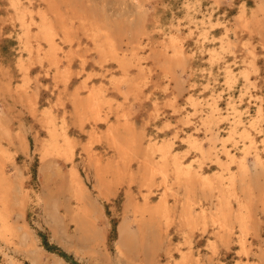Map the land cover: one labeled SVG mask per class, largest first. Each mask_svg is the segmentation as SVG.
<instances>
[{
	"label": "rangeland",
	"instance_id": "rangeland-1",
	"mask_svg": "<svg viewBox=\"0 0 264 264\" xmlns=\"http://www.w3.org/2000/svg\"><path fill=\"white\" fill-rule=\"evenodd\" d=\"M19 1L20 3L23 2L22 4H24L25 6L24 8L23 5L20 4L22 6H20L19 9L20 13L19 10L16 11L14 6L11 4V0H0V123L3 124H0V163L4 162L3 165L2 163L0 164V169L3 168V173L6 171L4 174L8 177L11 176L10 179L13 180L14 193L12 191V198L10 195L9 201V219L11 223L15 227L19 228L20 232L22 233H27V231H30L29 227H31L32 232H28L29 234L31 233V237L29 236L26 242L23 243L24 245L20 244V246L19 243L6 244L0 237V264H168L170 261H175L176 257L180 255V251L177 247H187L186 244L182 243L183 233L180 227L177 225V219H175L176 221H173L169 225L165 224V222L163 221H161L160 225L158 226L151 224L146 225L145 232H143L141 235H138L137 238H135L125 248H123L124 253H120L118 251L117 246L119 240V228L126 218L132 220V212L130 210L131 208L127 204L130 195L135 197L137 200H143L142 193L149 191L144 186H142L141 182L139 181V163L137 159H133L128 164V171L130 170L129 172H132V174L133 172L134 174L136 173L135 175L133 174L134 180H129L127 178L124 180L127 184L124 181L122 183H118V185L116 184L113 187L112 191H110L111 193H109L108 197L104 196L100 192L94 170L89 165V163L87 164L86 162L87 155L83 147L88 141L89 132L93 128V125L95 124L99 127H103V125L101 123H94L92 119H86L83 123H81L78 118L75 119V115L73 113L74 111H72L74 110L72 95L75 93L78 87V91L80 94L79 96L81 98H86L88 95L87 93H89L93 86L100 85L103 89L106 88L104 90V93L106 99L111 100L112 107L115 108L117 104L119 105L124 103L122 108L128 109L129 119L134 120H132L131 122H133L134 128L136 127L135 131L139 130L138 132H141L142 129V131H145V133L149 134L151 138L154 137L153 141L157 140L159 143L167 140L171 141L173 152H176L180 156H183L182 160H186L185 162L191 161L194 166L201 165L205 172L212 173L214 168L216 170L221 168L217 160V153L220 154H218V156L223 159L222 161H228L227 158L224 157V151L226 149L234 152L237 155V159L241 158L242 154L245 153L246 144L249 143V140L242 134V129L245 127H247L249 131L251 130L250 132L252 133L251 135H253V139L256 140L257 138V145H259L261 149L264 148V146L262 145V143H264L262 140L264 139V114H262L264 113V48L261 47V44L258 42L257 37L251 38L244 31L239 30L238 36H234L232 30L228 35H225L224 33L225 23H232L233 15L237 12L238 6L241 3H246L247 7L251 9L258 0H82L83 3H81L83 5L81 6V0H48V2H46L47 0ZM77 1L79 2V5L77 4ZM84 1L87 4H85ZM52 3H54V8L52 7ZM42 5L51 6L50 8H48L49 6L44 8V6ZM78 6L79 9H77ZM84 6L89 7V11L91 12L92 10V12L90 13L87 10L88 8H84ZM36 9H39L38 12H41L38 13ZM49 9L50 11H48ZM44 11L48 15V19L50 18L53 21L51 22L55 26L56 31H58L55 36V41L57 40L55 42L57 48L55 51L56 55L54 54L55 56L53 57V60L47 55V51H49L48 47L50 46L49 43L47 44L46 39H44V37L39 33L40 25L42 23L41 13ZM97 12H99L100 14ZM93 13L97 14L98 16L100 15L99 17H96L99 19L95 20V15ZM59 14H66L65 16L67 17V22L70 25L71 23H73L71 25L73 27L72 35L74 34L72 36V42L65 40L63 30H61L62 28H60L62 22H60L61 20L58 19ZM83 14L85 15V17L87 16L88 20H95L103 28H110L114 30V32H116L115 34H117V32L120 33L118 35H115V38H119L116 41L120 46V53L123 54L126 52L125 54H128L130 57L131 66H128V69L126 71L127 73L124 72L123 69L117 64V62L109 55L105 56L101 54V58L100 52L96 47V41L89 33V31L83 30L82 25L80 24ZM52 15H55V17ZM260 16L262 17L263 14H260ZM14 17L17 20H14ZM54 18L57 19L54 20ZM70 18L73 19V21ZM69 19L71 21H69ZM35 21H37L38 23ZM23 24L26 26V28ZM57 24L59 25L57 26ZM129 24L131 25V27ZM157 25L160 26L157 27ZM119 26L121 29L119 28ZM128 28L129 30H127ZM26 30H28V32ZM29 30L32 31L30 32ZM27 34L30 36L27 37ZM173 35L178 36V38L180 39L179 43L183 45L182 48L183 50H185L184 52L189 60H187V63H189L184 72H181V68L175 67L174 71L177 73L176 75L178 76V79L177 77H171L172 75L169 76L168 74H165V72L157 64H155L150 58L146 59L147 56H145L149 54L150 51L148 49H150V46L152 44H155V46H157L159 49L165 48L167 53L171 54L173 50L170 47L168 48V42L170 40V37ZM25 36L27 37V39ZM124 37L127 38L125 39ZM135 39H140L141 42L139 40L136 41ZM224 41L230 44V49L228 47H224ZM243 42L246 44L249 42L250 43L248 45L245 44V46ZM38 43L41 44V47ZM26 44L28 47L26 46ZM129 45H132L133 47ZM135 45L138 47H136L138 50L134 48ZM35 46H38L40 48ZM61 47L62 49H60ZM41 50L43 51V53ZM77 50L78 52H76ZM64 51H66L67 54ZM34 52L37 58L34 55ZM28 53L30 54L29 56H27ZM45 54L47 57H43ZM69 55H72V57H70ZM56 57L59 58L58 62L56 60ZM252 57L256 63V69L255 71H250L251 75L249 74L250 78L247 80L245 79L242 70L245 66H247V61L249 60V58ZM109 58L112 60H110ZM139 58L144 63L143 65L146 66L139 65ZM49 59H51L52 61L50 62ZM37 60H39L40 62H37ZM32 61L34 64L32 63ZM53 61L54 63H52ZM50 63H52V65ZM97 63H99V65ZM67 66L68 69H66ZM139 66L140 68H145L146 72L149 71V66H151L153 69L151 74L152 80L148 83L149 85L146 86L141 93L137 90L138 88L136 85H131V83H129V86V84H127L126 81L122 78L123 73H126L129 76L135 75L137 73V70L140 69ZM227 66H230L231 70H233L234 73V81H230V84L228 83L226 72ZM25 67L26 69L23 70ZM79 67L81 70L79 69ZM60 68L65 70V75L62 73L63 70H60ZM155 68L156 71H154ZM77 69H79L80 71ZM59 70L62 73L60 75V72H57ZM85 70H87V72ZM67 71L71 72L72 74H70V77L68 76L70 79L67 77V75L69 74V72L67 73ZM22 72L24 74H22ZM89 72L93 74L91 75ZM189 73H191V75ZM25 74L27 76L30 75V78H27ZM54 74L57 77L53 78V76H55ZM82 75L84 76L82 77ZM59 77L61 78V80L59 79ZM86 77L88 79H86ZM117 77H119L118 80ZM180 79L185 80L184 90L180 93L177 92V94H179L177 102L178 104L176 103L175 105L178 106L174 108L168 104V97L175 90L174 86H176L181 81ZM96 82L99 85H97ZM120 83H122V85ZM192 83H194L195 85L191 86ZM90 84L92 85L91 88ZM6 85L7 87H5ZM17 85H25L29 89L25 86H23L21 89L18 86V89L16 87ZM103 85L105 86L103 87ZM118 86L119 88H121L120 90L119 88H117ZM74 87H77L76 90L74 89ZM14 88L17 90H14ZM88 88H90V90ZM132 88L134 89L132 90ZM33 90L34 92H36L34 93ZM124 91H127V94ZM133 91L135 92L133 93ZM85 93L87 94L86 97ZM190 93H193L192 95H194L197 103H194L193 101L187 99V95ZM213 93L215 98L211 96V94ZM134 94H136L137 97ZM65 97L67 100L65 99ZM62 100L64 101L62 103L63 105L61 104ZM129 100L131 101L129 102ZM230 100L233 101L234 105L238 107L237 109L242 110H239L241 111L240 119L242 121L240 124L242 125L237 124L235 128L237 131L234 130V132L231 131L233 128L232 126H234L232 125L233 120L239 116L236 117L235 113L232 111V108L228 103ZM27 102H30L31 104ZM156 102L158 104V110L155 109ZM212 102H216V105L218 107L216 115L213 117L210 116V108ZM258 104H261V106L263 107L262 113L259 116L256 113ZM34 105L37 106L32 107ZM107 105L108 104H105V110L108 108ZM41 107L43 108L40 109ZM46 108H50L53 111V115H55L56 113L54 117L55 122L58 123V128L61 127L60 124L62 125L63 119L66 117L64 119L65 123L67 124L66 126H68L66 127V132L68 135H71L74 139H76L77 142L75 146V156L73 161L67 160L64 156L61 157L60 154L54 151H52L54 153H45L47 156L42 155L44 154L42 143H44L49 138V133L46 126L44 125V121L42 120L43 109ZM153 110L156 112V114ZM61 114H63L64 116H62ZM115 117V114H111L110 116L111 119H115ZM262 119L263 121H261ZM209 120H211V127H206V121ZM254 120L256 121V127L252 126V122H254ZM74 121L78 124V126ZM217 127L220 129H218ZM59 129L61 130V128ZM208 131L210 134L208 133ZM120 132L123 134L126 133L124 129H121ZM189 133H193L194 135L199 137V139L201 138L200 141L203 146V151L206 152V155L203 156L200 150L198 151V149L191 146L185 139ZM230 133H232L231 136H229ZM18 135L20 136V139ZM224 136H227V138H225ZM22 138H24L25 141L28 140L26 141L27 147L24 146L23 142H21L24 140ZM36 138L38 141H40L38 142ZM60 139L62 140V137H60ZM146 141L147 140L145 139L141 141L143 147L148 143ZM208 143H213L212 147H210ZM92 148L96 150V152L100 153L103 157L106 156L104 158H107V156H113L114 158L118 157L116 150L114 151L113 148L107 146L105 142H101V144L100 142H95L92 144ZM255 151V148H250L249 153L246 154V161L250 167V173H259L257 175L255 185L251 187L248 193L242 189V185L240 182L237 183V189L235 188L237 190L236 198L233 197V199L230 200L232 202L231 206L234 214H232L233 216L231 215V217H233L232 219L234 226L232 231H223L224 239L218 237L215 238L217 231L216 229L218 228L215 227V225L211 224L210 221L206 226V230L203 231L200 228H196L193 233V247H195L193 248V253L194 255L199 256L201 263L203 262L202 264H249L250 261L253 264H264V202H261L263 201L262 196L264 197V173L260 174L264 169V164H261L259 162L256 163V161L254 162ZM208 153L209 156H207ZM262 155L264 156V151L262 152ZM155 156L159 158L158 155ZM249 161L251 162L249 163ZM71 165H75L78 169V172L80 173L87 189V194L85 196V199L87 200L85 201L95 212V227H91L90 231H87L86 229V231L81 230L73 216V209H76L78 205L70 184V177H68ZM230 167L231 169H233V171H236L237 169V165L234 162L230 163ZM19 170L22 174L18 172ZM17 177H19L22 182L18 180ZM155 183L156 187L153 188L154 192L149 193L152 201L157 199L161 192L159 176L155 178ZM199 187V185H196L195 187L196 197H202L203 195ZM19 188L24 189L22 191L28 193V198L23 195L24 193H22ZM260 190H262V192ZM179 191L183 192V189H179ZM212 191L213 192L211 193V196L209 195L204 201L205 207L207 208H212L215 206L216 197L213 195L217 194L218 191L216 189ZM37 192H42L44 194V197H46L44 198V203L41 207L36 200L35 194ZM134 192L136 193L134 194ZM18 196L20 198H18ZM252 197L254 198L252 199ZM258 198L260 200V203L259 201H257ZM46 199H49V201H46ZM172 200L174 201V198L170 197L171 202H173ZM235 200L247 201V204L251 205H247L248 208H245V211H248L251 214V216L249 217V222L251 224L248 222L249 230L245 235V243L249 248V258L247 256L245 257V255L241 251L240 238H242V232L239 228L238 222L234 218L239 210V204H237L238 202H236ZM53 202H56L55 207L57 208V220L52 216V209L54 207L52 206ZM261 203L263 206L261 205ZM206 204H209V206H207ZM17 205L20 207H18ZM11 207H13V209ZM250 208L253 209V212H251ZM132 224L134 228H136V224L133 221ZM210 238L216 240L214 248L210 246ZM169 240L171 241V246L169 248V251L171 250V255L167 253ZM216 244L218 246H216ZM22 246L25 248H22ZM4 251H7L12 258L5 257L4 259ZM259 253L261 256L259 255ZM12 259H14L15 261ZM209 259H211V262L208 261ZM185 264L192 263L188 262Z\"/></svg>",
	"mask_w": 264,
	"mask_h": 264
},
{
	"label": "bare ground",
	"instance_id": "bare-ground-1",
	"mask_svg": "<svg viewBox=\"0 0 264 264\" xmlns=\"http://www.w3.org/2000/svg\"><path fill=\"white\" fill-rule=\"evenodd\" d=\"M10 1V0H9ZM25 1V0H24ZM33 1V0H32ZM46 1V0H45ZM44 1V2H45ZM50 1V0H49ZM66 1V0H65ZM144 1V0H142ZM214 1V0H213ZM222 1V0H219ZM248 1V0H247ZM246 1V2H247ZM48 2V0L46 1ZM53 2V1H52ZM76 2V1H74ZM72 2V3H74ZM78 2V1H77ZM82 2V0L80 1V3ZM23 3V2H22ZM20 3L19 0H11V4L14 6V8L16 9V11H18L20 9V6L23 5V7L25 8L24 4ZM29 3V2H28ZM60 3V2H59ZM64 3V2H63ZM83 3V2H82ZM80 4L83 5V4ZM85 3V1H84ZM143 3V2H142ZM241 3V2H240ZM10 4V5H11ZM21 4V5H20ZM51 4V3H50ZM76 4V3H75ZM79 5V2L77 3ZM87 4V3H85ZM26 5V3H25ZM54 3H52V7H53ZM74 5V4H73ZM143 5V4H141ZM189 5V4H188ZM253 5V4H252ZM41 6V5H40ZM44 6V5H42ZM49 6V5H48ZM47 5L44 6L48 7ZM51 6V5H50ZM50 6L48 8H50ZM87 6V5H85ZM84 8H88L87 10L89 11V7H85ZM89 6V5H88ZM165 6V5H163ZM249 6V5H248ZM22 7V6H21ZM39 7V6H38ZM143 7V6H142ZM141 7V8H142ZM13 8V7H12ZM40 8V7H39ZM43 8V10H44ZM54 8V7H53ZM66 8V7H65ZM91 8V7H90ZM94 8V7H93ZM251 8V7H250ZM32 9V8H31ZM57 9V8H55ZM54 9V10H55ZM79 9V6L78 8ZM24 10V9H23ZM34 10V9H33ZM32 10V11H33ZM37 12L39 9H36ZM84 10V9H83ZM140 10V9H139ZM144 10V9H142ZM50 11V9L48 10ZM53 11V10H52ZM68 11V10H67ZM78 11V10H77ZM41 12V11H39ZM38 12V13H39ZM83 12V11H82ZM90 12V11H89ZM92 12V10H91ZM90 12V13H91ZM146 12V11H145ZM20 13V10H19ZM22 13V12H21ZM57 13V12H56ZM78 13V12H77ZM96 13V12H95ZM99 13V12H97ZM16 14V13H15ZM36 14V13H35ZM94 14V13H93ZM100 14V13H99ZM260 14H263V16L261 17ZM22 15V14H21ZM39 15V14H38ZM66 15V14H65ZM64 14H59L58 19H60L62 22L60 28H62L61 30H63L64 36H65V40L67 41H71L72 40V32H73V27L71 26L73 23H71V25L67 22V17ZM82 15V14H81ZM95 15V20L99 19L96 18L98 15ZM102 15V14H101ZM19 16V15H17ZM55 17V15H52ZM80 16V15H79ZM92 16V15H91ZM90 16V17H91ZM100 16V15H99ZM98 16V17H99ZM41 25H40V30L39 33L40 35H42L44 37V39H46L47 44L49 43V51H47V55L48 57L52 58L56 55L55 51L57 48L56 45V41H55V36L57 34L58 31H56L55 26L53 25V21L50 19H48V15L46 14V12H42L41 13ZM40 17V18H41ZM51 17V16H50ZM22 18V17H21ZM33 18V17H32ZM52 18V17H51ZM102 18V16H101ZM100 18V20H101ZM16 18L14 17V20ZM24 19V18H23ZM27 19V18H26ZM53 19V18H52ZM57 19V18H56ZM54 18V20H56ZM71 19V18H70ZM69 21H73V19H71ZM91 19V18H90ZM17 20V19H16ZM20 20V17H19ZM37 20V19H36ZM39 20V19H38ZM90 21L88 20L87 16L85 17V15L83 14V16L81 17V25L83 30L85 31H89V33L92 35V37L94 38V40L96 41V47L98 49V51L100 52V55H105V56H110L112 59H114L117 64L123 69L124 72L127 71L128 66L130 65V57L128 54H121L120 52V46L118 44V42L115 38V35H118L120 33L117 32V34H115L116 32H114V30L110 29V28H103L98 22L96 21ZM147 20V19H146ZM40 21V20H39ZM52 21V22H51ZM103 21V20H102ZM127 21V19H126ZM125 21V22H126ZM131 21V20H130ZM28 22V21H27ZM37 22V21H35ZM20 23V22H19ZM23 23V22H22ZM38 23V22H37ZM77 23V22H76ZM75 23V24H76ZM120 23V22H119ZM122 23V22H121ZM14 24V23H13ZM35 24V23H33ZM116 24V23H115ZM134 24V23H133ZM24 25V24H23ZM20 25V26H23ZM38 25V24H37ZM59 24H57L58 26ZM112 25V24H111ZM122 25V24H120ZM130 25V24H129ZM19 26V25H18ZM25 26V25H24ZM28 26V24H27ZM160 25H157V27ZM117 27V25H116ZM131 27V25H130ZM133 27V26H132ZM150 27V25H149ZM26 28V26H25ZM24 28V29H25ZM38 28V26H37ZM120 28V26H119ZM126 28V26H125ZM19 29V28H18ZM36 29V27H35ZM81 29V28H80ZM79 29V30H80ZM121 29V28H120ZM136 29V28H135ZM140 29V28H139ZM154 29H158V28H154ZM60 30V29H59ZM129 30V28L127 29ZM132 30V29H131ZM164 30V29H163ZM232 30V32L234 33V36L237 35L238 36V31H244L249 37H257L258 38V42L261 44V47L264 48V0H258L257 3L251 8L249 9L247 7L246 3H241L238 6L237 12L233 15V21L232 23H225L224 25V33L225 35H228L229 32ZM23 31V30H22ZM28 32V30H26ZM30 31V30H29ZM32 31V30H31ZM30 31V32H31ZM37 31V30H35ZM78 31V30H77ZM119 31V30H118ZM133 31V30H132ZM34 32V31H33ZM83 32V31H82ZM124 32V31H123ZM172 32V31H171ZM174 32V31H173ZM38 33V32H36ZM35 33V35H36ZM88 33V32H86ZM125 33V32H124ZM176 33V32H175ZM179 33V32H178ZM32 34V33H31ZM122 34V32H121ZM128 34V33H127ZM130 34V33H129ZM144 34V33H143ZM146 34V33H145ZM154 34V33H153ZM173 34V33H172ZM231 34V33H230ZM28 35V34H27ZM34 35V34H33ZM61 35V34H60ZM167 35V34H166ZM22 36V35H21ZM30 35H28L27 37H29ZM39 36V35H38ZM86 36V35H85ZM90 36V35H89ZM88 36V37H89ZM122 36V35H121ZM130 36V35H129ZM143 36V35H141ZM168 36V35H167ZM240 36V35H239ZM26 37V36H25ZM26 37V39H27ZM34 37V36H33ZM131 37V36H130ZM32 38V37H31ZM60 38V37H59ZM91 38V37H90ZM125 39L127 37H124ZM134 38V37H133ZM137 38V37H136ZM139 38V36H138ZM144 38V37H143ZM160 38V37H159ZM163 38V37H162ZM225 38V37H224ZM25 39V41H26ZM35 39V38H33ZM63 39V38H62ZM75 39V38H74ZM121 39V38H120ZM168 39V38H167ZM238 39V38H237ZM42 40V39H41ZM122 40V39H121ZM132 40V39H131ZM136 40V39H135ZM140 41V39H138ZM136 40V41H138ZM147 40V39H146ZM162 40V39H160ZM179 38L178 36H171L170 40L168 42V48H172V53L168 54L167 51L165 50V48H158L157 46H155V44H152L150 46V49H148L150 52L147 56V58H150L155 64H157L164 72L165 74H168L171 77H174L178 79V76L176 75L177 73L174 71L175 67H179L181 68V72H184L186 70V67L188 66L187 60L188 57L185 54V50H183L182 46L179 43ZM239 40V39H238ZM237 40V41H238ZM24 41V43H25ZM45 41V40H44ZM45 41V42H46ZM79 41V40H78ZM83 41V40H82ZM128 41V40H127ZM182 41V40H181ZM226 41V40H225ZM224 41V47H228L229 49L231 48L230 44L228 42ZM234 41V40H232ZM72 42V41H71ZM120 42V41H119ZM125 42V41H124ZM123 42V43H124ZM129 42V41H128ZM127 42V43H128ZM133 42V41H132ZM135 42V41H134ZM141 42V41H140ZM139 42V43H140ZM144 42V41H143ZM231 42V41H230ZM23 43V44H24ZM43 43V42H42ZM63 43V42H62ZM81 43V42H80ZM90 43V42H89ZM150 43V42H149ZM160 43V42H159ZM250 43V42H249ZM249 43H244L245 45H248ZM22 44V45H23ZM30 44V43H28ZM36 44V43H35ZM40 44V43H38ZM37 44V45H38ZM46 44V43H45ZM77 44V43H76ZM44 45V44H43ZM59 45V44H58ZM88 45V43H87ZM86 45V46H87ZM163 45V44H162ZM245 45V46H246ZM24 46V45H23ZM27 46V44H26ZM31 46V45H30ZM61 46V45H60ZM59 46V47H60ZM78 46V45H77ZM85 46V45H84ZM83 46V47H84ZM131 47H133L132 45H129ZM147 46V44H146ZM166 46V45H165ZM202 46V45H201ZM230 46V47H229ZM243 46V45H242ZM28 47V46H27ZM32 47V46H31ZM38 47V46H35ZM41 47V44H40ZM38 47V48H40ZM66 47V46H65ZM75 47V46H74ZM80 47V46H79ZM130 47V48H131ZM137 46L135 45L134 48H136ZM145 47V46H144ZM143 47V49H144ZM25 48V47H23ZM33 48V47H32ZM31 48V49H32ZM46 48V47H45ZM71 48V47H68ZM92 48V47H91ZM138 48V47H137ZM136 48V50H138ZM142 48V47H140ZM234 48V46H233ZM248 48V47H247ZM252 48V47H250ZM22 49V48H21ZM29 49V48H27ZM26 49V50H27ZM43 49V48H42ZM62 49V47L60 48ZM67 49V48H66ZM78 49V48H77ZM80 49V48H79ZM87 49V48H86ZM94 49V47H93ZM92 49V50H93ZM96 49V50H97ZM167 49V48H166ZM48 50V49H47ZM69 50V49H68ZM124 50V49H123ZM220 50V49H219ZM244 50V49H243ZM253 50V49H252ZM28 51V50H27ZM42 51V50H41ZM67 51V50H66ZM64 51V52H66ZM75 51V50H74ZM86 51V50H85ZM90 51V50H89ZM126 51V50H125ZM195 51V50H194ZM30 52V51H29ZM46 52V50H45ZM62 52V51H61ZM70 52V51H69ZM72 52V51H71ZM78 52V50L76 51ZM83 52H84V48H83ZM88 52V51H87ZM128 52V51H127ZM224 52V51H223ZM256 52V51H254ZM258 52V51H257ZM26 53V52H25ZM43 53V51H42ZM129 53V52H128ZM140 53V52H139ZM191 53V51H190ZM211 53V52H210ZM33 54V53H32ZM38 54V52H37ZM55 54V55H54ZM67 54V52H66ZM65 54V55H66ZM70 54V53H69ZM73 54V53H72ZM143 54V52H142ZM194 54V53H193ZM213 54V53H212ZM30 54L28 53L27 56H29ZM34 55L36 56L35 52ZM75 55V54H74ZM78 55V54H77ZM76 55V56H77ZM91 55V54H90ZM101 55V58H102ZM138 55V53H137ZM214 55V54H213ZM70 56V55H69ZM97 56V55H96ZM189 56V55H188ZM193 56V55H192ZM43 57H47L46 54ZM58 57V56H57ZM56 57V58H57ZM72 57V55L70 56ZM69 57V58H70ZM85 57V56H84ZM93 57V55H92ZM191 57V56H190ZM219 57V56H216ZM236 57V56H235ZM255 57V55H254ZM257 57V56H256ZM28 58V57H26ZM37 58V56H36ZM41 58V55H40ZM64 58V56H63ZM62 58V59H63ZM76 58V57H75ZM141 58V57H140ZM139 58V65L142 66H146L143 65L144 63L142 62V60ZM145 58V57H144ZM39 59V57H38ZM57 58V62H58ZM89 59V58H88ZM108 59V58H107ZM110 59V58H109ZM110 59V60H112ZM210 59V58H209ZM24 60V59H23ZM26 60V59H25ZM28 60V59H27ZM32 60V59H31ZM50 62L52 61L51 59H49ZM55 60V61H56ZM61 60V59H60ZM75 60V59H74ZM96 60V59H94ZM100 60V59H99ZM133 60V59H132ZM191 60V59H190ZM246 60V59H245ZM19 61V60H18ZM30 61V60H29ZM71 61V59H70ZM81 61V60H80ZM83 61V59H82ZM103 61V60H101ZM135 61V60H134ZM147 61V60H146ZM189 61V60H188ZM37 62H40L39 60H37ZM49 62V61H48ZM106 62V61H104ZM133 62V61H132ZM19 63V62H18ZM17 63V64H18ZM30 63V62H29ZM33 63V61H32ZM54 63V61L52 62ZM52 63H50L52 65ZM80 63V62H79ZM146 63V62H145ZM23 64V62H22ZM31 64V63H30ZM29 64V65H30ZM34 64V63H33ZM41 64V63H40ZM56 64V63H55ZM95 64V62H94ZM99 65V63H97ZM110 64V63H109ZM108 64V65H109ZM28 65V64H27ZM26 65V66H27ZM42 65V64H41ZM72 65V64H71ZM93 65V64H92ZM112 65V64H111ZM114 65V64H113ZM116 65V64H115ZM137 65V64H136ZM246 65V64H245ZM25 66V65H24ZM55 66V65H54ZM65 66V65H64ZM70 66V65H69ZM131 66V65H130ZM244 66V65H243ZM20 67V65H19ZM28 67V66H27ZM30 67V66H29ZM58 67V66H57ZM81 67V66H80ZM79 67V69H80ZM85 67V66H84ZM117 67V66H116ZM115 67V68H116ZM158 67V68H159ZM56 68V67H55ZM63 68V67H62ZM62 68H60V70H63ZM71 68V67H70ZM69 68V69H70ZM82 68V67H81ZM93 68V67H92ZM99 68V67H98ZM110 68V67H109ZM133 68V67H132ZM140 68V66H139ZM147 68V67H146ZM149 71L146 72L145 68L141 67L139 70H137V73L135 75H127L126 73H123V79L126 81L127 84L131 83V85H136L137 86V90L141 93L143 91V89L148 86L149 82L152 80V67L149 66ZM20 69V68H19ZM26 67L23 69L25 70ZM65 69V68H64ZM68 69V66L67 68ZM76 69V68H75ZM74 69V70H75ZM77 69V70H79ZM138 69V68H136ZM189 69V68H188ZM233 69V68H232ZM256 69V63L252 58H249V60L247 61V66H245L242 70V73L245 77V79H249V74L250 71H255ZM57 71L60 74H64L65 70L62 71ZM71 70V69H70ZM81 70V69H80ZM79 70V71H80ZM106 70V69H105ZM135 70V69H134ZM87 72V70H85ZM108 71V70H107ZM122 71V70H121ZM132 71V70H131ZM156 71V68L155 70ZM153 71V72H154ZM162 71V72H163ZM192 71V70H191ZM190 71V72H191ZM69 71H67L68 73ZM111 72V71H110ZM158 72V71H157ZM226 72H227V77H228V83L230 84V81H234V73L233 70H231L230 66L226 67ZM90 73V72H89ZM117 73V72H116ZM131 73V72H130ZM160 73V72H159ZM192 73V72H191ZM191 73H189L191 75ZM195 73V72H194ZM254 73V72H253ZM22 74H24L22 72ZM71 72H69V74L67 75V77H70ZM77 74V73H76ZM79 74V73H78ZM81 74V72H80ZM91 75L93 73H90ZM95 74V73H94ZM97 74V72H96ZM162 74V73H161ZM26 75V74H25ZM55 75V74H54ZM58 75V74H57ZM65 75V74H64ZM72 75V74H71ZM89 75V74H88ZM90 75V76H91ZM101 75V74H100ZM156 75V74H155ZM251 75V74H250ZM261 75V74H260ZM81 76V75H80ZM84 75H82L83 77ZM116 76V75H115ZM118 76V75H117ZM159 76V75H158ZM162 76V75H161ZM257 76V75H256ZM255 76V78H256ZM26 77L30 78V75ZM57 77L56 75L53 76ZM68 77V78H69ZM73 77V76H72ZM93 77V76H92ZM26 78V79H27ZM64 78V77H63ZM62 78V80H63ZM160 78V77H159ZM180 78V77H179ZM24 79V78H22ZM21 79V80H22ZM33 79V78H32ZM31 79V80H32ZM59 79L61 80V78L59 77ZM65 79V78H64ZM70 79V78H69ZM86 79H88L86 77ZM112 79V78H111ZM110 79V80H111ZM119 79V77H117V80ZM155 79V78H154ZM172 79V78H171ZM57 80V79H56ZM81 80V79H80ZM181 80V79H180ZM259 80V79H258ZM72 81V80H71ZM169 81V80H168ZM175 81V80H173ZM21 82V81H20ZM27 82V81H25ZM29 82V79H28ZM33 82V81H32ZM61 82V81H60ZM59 82V83H60ZM64 82V80H63ZM66 82H67V78H66ZM86 82V80H85ZM93 82V81H92ZM177 82V81H176ZM184 82L185 80H181L175 87V90L172 92V94L169 95V99H168V104L172 107H176L178 105H175L178 102V93L182 92L184 90ZM5 83V82H4ZM22 83V82H21ZM58 83V82H57ZM82 83V81H81ZM97 83V82H96ZM99 83V81H98ZM97 83V85H99ZM111 83V82H110ZM109 83V84H110ZM115 83V82H114ZM113 83V84H114ZM19 84V82H18ZM24 84V83H23ZM67 84V83H66ZM92 84V83H91ZM90 84V88L91 85ZM116 84V83H115ZM119 84V83H118ZM122 85V83H120ZM168 84V83H167ZM175 84V83H174ZM1 85V84H0ZM76 85V83H75ZM111 85V84H110ZM195 84L192 83L191 86H194ZM10 86V84H9ZM8 86V88H9ZM19 85H17L16 87L18 88ZM25 86V85H23ZM23 86H19L20 89ZM28 86V84H27ZM25 86V87H27ZM31 86V85H30ZM66 86V85H65ZM64 86V87H65ZM78 86V85H77ZM105 85H103L104 87ZM107 86V85H106ZM112 86V85H111ZM130 86V84H129ZM134 86V87H136ZM249 86V83H248ZM7 87V85L5 86ZM15 87V88H16ZM84 87V86H83ZM163 87V86H162ZM3 88V87H2ZM14 90H17L15 89ZM28 88V87H27ZM77 88V87H76ZM76 88L74 87V89L76 90ZM90 88H88L90 90ZM116 88V87H115ZM119 88V86L117 87ZM193 88V87H192ZM19 89V88H18ZM26 89V88H25ZM29 89V88H28ZM27 89V90H28ZM65 89V88H64ZM73 89V90H74ZM79 89V87H78ZM78 89L75 91V93L73 94L72 92V96H73V104H74V115H75V119L78 118L81 123L84 122V120L86 119H92V121H94V123L98 124L101 123L103 125V127H99L98 125L96 126L95 124L93 125V128L90 130L89 132V137H88V141L85 143L84 145V149H85V153L87 155V164L89 163V165L93 168L94 170V174L98 183V187L100 188V192L108 197L109 193H111L110 191H112L113 187L118 183H122L125 179H129L132 180L133 179V174L132 172L128 171V164L130 163L131 160L133 159H137L138 160V165L140 167V174H139V178H140V182L142 184V186H144L149 192H141L143 194V200H137L135 197L131 196L129 197V200L127 201V204L129 205V207L131 208V212H132V220L129 218H126L123 223L121 224L120 228H119V240H118V251L121 253L123 252V248H125L130 242H132L135 238H137L138 235H141L143 232H145V227L146 225H160V222L163 221L165 222V224L169 225L171 224L173 221H176L175 219H177V225L180 227L182 233H183V240L182 243L186 244L187 247L186 248H181V247H177L180 251V255L176 257L175 261H170L168 264H185V263H192V264H200V258L199 256L194 255L193 253V233L195 231L196 228H200L203 231L206 230V226L207 224L211 221V224L215 225V227H217L218 229H216V237L218 238H223L224 239V235H223V231H232L233 229V217H231V215L233 214V209L231 206V199H233V197L236 198V184L237 183H241L242 185V189L245 192L250 191L251 187L253 185H255L256 183V178L257 175L259 173H254L251 174L250 173V167L246 161V154L249 153V149L250 148H255V160L256 163H261L264 164V156L262 155V152L264 151V148H260L259 145H257V138L256 140L252 138L253 135H251L252 133L249 131V129L247 127L242 129V134L245 138H247L249 140V143L246 144V149H245V153L242 154L241 158L237 159V155L226 149L224 151V157L227 158L228 161H222L223 159H221V157L218 156L219 153H217V160L221 166L220 169L216 170L215 168L213 169V172H205L204 169L202 168L201 165L199 166H194V164L191 161L185 162L182 160L183 156H180L179 154H177L176 152H173V146L171 141L167 140L164 142H158L157 140L153 141V138H151L149 136V134L145 133V131L138 132L139 130L135 131L133 122H131L132 120L129 119V111L127 108H122L123 104H117V106L114 108L111 105V100L106 99L104 90L102 86H93V88H91V90L89 91V93H85V97L87 95L86 98H81L79 95V91ZM121 88H119L120 90ZM124 89V88H123ZM122 89V90H123ZM134 88H132L133 90ZM24 90V89H22ZM32 90V89H31ZM114 90V89H113ZM19 91V90H18ZM26 91V90H25ZM30 91V90H29ZM107 91V90H106ZM193 91V89H192ZM17 92V91H15ZM28 92V91H27ZM34 92V90H33ZM36 92V91H35ZM34 92V93H35ZM86 92V91H85ZM127 94V91H124ZM135 91H133L134 93ZM38 93V92H37ZM70 93V94H71ZM132 93V94H133ZM25 94V93H22ZM121 94V93H120ZM129 94V92H128ZM193 93L190 94H186L187 95V99H189L190 101H193L194 103H197L194 95H192ZM21 95V94H20ZM82 95V94H81ZM136 95V94H134ZM22 96V95H21ZM26 96V95H25ZM36 96V94H35ZM58 96V94H57ZM61 96V95H60ZM67 96V95H66ZM71 96V95H70ZM83 96V95H82ZM108 96V95H107ZM211 96L213 98L214 97V93L211 94ZM128 97V96H127ZM137 97V95H136ZM26 98V97H25ZM59 98V97H58ZM126 98V95H125ZM155 98V97H154ZM24 99V97H23ZM35 99V98H34ZM62 99V98H61ZM66 99V97H65ZM71 99V98H69ZM115 99V98H114ZM122 99V98H121ZM131 99V98H130ZM134 99V98H133ZM153 99V98H152ZM30 100V99H29ZM36 100V99H35ZM67 100V99H66ZM155 100V99H154ZM22 101V99H21ZM31 101V100H30ZM131 100H129L130 102ZM64 101L62 100L61 104ZM117 102V101H116ZM123 102V101H122ZM226 102V101H225ZM30 103V102H27ZM50 103V102H49ZM55 103V102H54ZM230 104V107L232 108V111L235 113L236 117L233 120V124L234 126H232V130L234 132V130H236V125L241 123V109H237L238 107L236 105H234L233 101H229L228 102ZM31 104V103H30ZM51 104V103H50ZM53 104V103H52ZM56 104V103H55ZM105 104H108V108L105 110ZM115 104V103H113ZM130 104V103H129ZM132 104V103H131ZM178 104V103H177ZM33 105V104H32ZM54 105V104H53ZM52 105V106H53ZM60 105V103H59ZM63 105V104H62ZM37 105H34L32 107H36ZM51 106V105H49ZM55 106V105H54ZM57 106V105H56ZM114 106V105H113ZM154 106V104H153ZM29 107V106H28ZM47 107V106H46ZM66 107V106H65ZM30 108V107H29ZM43 107H41L40 109H42ZM52 108V107H51ZM262 106L261 104H258L257 107V114L258 116L261 115L262 113ZM31 109V108H30ZM73 109V108H72ZM155 109L158 110V104L157 102L155 103ZM208 109V108H207ZM211 117L216 115V111L218 110V107L216 105V102H212L211 103ZM34 110V108H33ZM38 110V109H36ZM178 110V109H177ZM206 110V109H205ZM241 110V111H239ZM55 111V110H54ZM67 111V110H66ZM154 111V110H153ZM41 112V111H40ZM52 110L50 108H46L43 109V121H44V125L47 128V131L49 133V138L44 142L41 143L43 144V151L44 154H42L43 156H45L47 152H56L58 154L62 156H64L67 160L69 161H73L74 156H75V146H76V139H74L71 135H68L66 132V126L67 124L65 123L64 118L63 119V123L62 125L60 124L61 130L58 128L57 124L55 122V115L52 114ZM155 112V111H154ZM63 113V112H62ZM66 113V112H65ZM36 114V113H35ZM40 114V113H39ZM111 114H115V119H111L110 116ZM131 114V113H130ZM153 114V113H152ZM156 114V112H155ZM264 114V113H262ZM62 116H64L63 114H61ZM72 115V114H71ZM73 116V115H72ZM154 116V115H153ZM191 116V115H190ZM234 116V114H233ZM35 117V116H34ZM39 117V116H38ZM68 117V116H67ZM252 117V116H251ZM59 118V117H58ZM114 118V117H113ZM190 118V117H189ZM41 119V118H40ZM211 119V118H210ZM245 119V118H244ZM41 120V121H42ZM68 120V119H66ZM170 120V119H169ZM40 121V120H39ZM134 121V120H133ZM165 121V120H164ZM260 121V120H259ZM263 121V119L261 120ZM70 122V121H68ZM75 122V121H74ZM210 122L206 121L207 126L206 127H211L210 126ZM245 122V121H244ZM76 123V122H75ZM260 123V122H259ZM1 124V123H0ZM43 124V123H42ZM77 124V123H76ZM252 126L256 127V121L254 120V122H252ZM3 125V124H1ZM218 125V124H217ZM242 125V124H240ZM246 125V124H245ZM78 126V124H77ZM249 126V125H248ZM258 126V125H257ZM2 127V126H1ZM7 127V126H6ZM10 127V126H9ZM213 127V125H212ZM241 127V126H240ZM11 128V127H10ZM70 128V127H69ZM218 128V127H217ZM250 128V127H249ZM261 128V127H260ZM22 129V128H21ZM124 129V131H126L125 134L121 133L120 130ZM138 129V128H137ZM214 129V128H213ZM220 129V128H218ZM252 129V128H251ZM15 130V129H14ZM146 130V129H145ZM227 130V129H226ZM264 130V129H263ZM21 131V130H20ZM23 131V130H22ZM213 131V130H212ZM216 131V130H215ZM237 131V130H236ZM220 132V131H219ZM258 132V131H257ZM18 133V132H17ZM23 133V132H22ZM46 133V132H45ZM209 133V131H208ZM216 133V132H215ZM254 133V132H253ZM20 134V133H19ZM25 134V133H24ZM207 134V133H206ZM210 134V133H209ZM26 135V134H25ZM39 135V134H38ZM226 135V134H225ZM232 133L229 134V136H231ZM257 135V134H256ZM19 136V135H18ZM37 136V135H36ZM154 136V135H153ZM228 136V137H229ZM238 136V135H237ZM260 136V135H259ZM11 137V136H10ZM24 137V135H23ZM27 137V136H26ZM41 137V136H40ZM60 137H62V140L60 139ZM156 137V136H155ZM225 138H227V136H224ZM235 137V136H234ZM3 138V137H2ZM165 138V137H164ZM237 138V137H236ZM8 139V138H7ZM12 139V138H11ZM20 139V136H19ZM24 139V138H22ZM145 139L147 140L146 142H148L144 147L143 144L141 143V141ZM167 139V138H166ZM189 144L193 147H195L196 149H198V151L200 150L204 155H206L203 151V146L201 144V141L199 139V137H197L196 135H194L193 133H189L186 138H185ZM213 139V137H212ZM233 139V138H232ZM37 140V138H36ZM225 140V139H224ZM264 142V139H262ZM9 141V140H8ZM28 141V140H26ZM26 141L25 139L21 142H23L24 146H26ZM38 141V140H37ZM40 141V140H39ZM38 141V142H39ZM240 141V140H239ZM247 141V140H246ZM1 142V141H0ZM95 142H105L107 144V146H109L110 148H113L114 151L116 150L118 157L114 158L107 156V158H104L106 156H102L100 153L96 152V150H94L92 148V144ZM213 142V140H212ZM215 143V141H214ZM142 144V145H141ZM145 144V142H144ZM209 144V143H208ZM227 144V143H226ZM225 144V145H226ZM210 147H212V144H209ZM215 145V144H214ZM261 145V144H260ZM262 145L264 146V143H262ZM218 146V145H217ZM27 147V146H26ZM191 148V147H190ZM221 148V147H220ZM28 149V148H27ZM218 149V148H217ZM9 150V149H8ZM26 150V149H25ZM40 150V149H39ZM105 150V149H104ZM189 150V149H188ZM206 150V149H205ZM208 150V149H207ZM252 150V149H251ZM11 151V150H10ZM113 151V150H112ZM211 151V150H210ZM3 152V150H2ZM42 152V151H41ZM52 152V153H54ZM109 152V151H108ZM1 153V152H0ZM9 153V152H8ZM51 153V154H52ZM3 154V153H2ZM41 154V153H40ZM103 154V153H102ZM183 154V152H182ZM186 154V153H184ZM155 155H158L159 158H157ZM220 155V154H219ZM239 155V154H238ZM9 156V155H8ZM47 156V155H46ZM209 156V153L208 155ZM211 156V155H210ZM202 157V156H201ZM43 158V157H42ZM199 158V157H198ZM220 158V159H219ZM10 159V158H9ZM2 160V157H1ZM4 160V158H3ZM225 160V159H224ZM135 162V161H134ZM236 163L237 165V169L236 171H233V169H231L230 167V163ZM251 161H249L250 163ZM2 163V162H1ZM0 163V164H1ZM4 163V162H3ZM2 163V165H3ZM196 163V162H195ZM197 165V164H195ZM218 165V164H217ZM70 166V165H69ZM4 167V166H3ZM133 168V167H132ZM131 169V168H130ZM234 169V170H235ZM6 172V171H5ZM4 172V173H5ZM18 172L21 173V171L19 170ZM17 172V173H18ZM3 173V168L0 169V237L4 240V242L6 244H18L19 246L20 244H23L24 242H26L27 238L30 236V234L28 232L31 231V227L30 231H27V233H22L20 232V229L15 227L10 219H9V211H10V205H9V201H10V195L12 198V191H13V180L10 179L11 176H6ZM264 173V169L263 171H261L260 174ZM22 174V173H21ZM136 174V173H135ZM134 174V175H135ZM19 175V174H18ZM159 176L160 177V186H161V192L159 194V197L155 200H151L149 193L150 192H154L153 188H155L156 183H155V178ZM70 177V184L71 187L73 189V194L74 197L77 200V207L76 209H73V216L74 219L77 223V225L79 226V228H81V230H91V227L94 228L95 227V221H96V217H95V212L91 209V207L86 203L85 200V196L87 194V189L85 187V184L82 180V177L80 175V173L78 172V169L76 168L75 165H71L70 170H69V176ZM136 177V176H135ZM18 180H20L19 177H17ZM138 179V177H137ZM15 180V179H14ZM134 180V179H133ZM16 181V180H15ZM21 181V180H20ZM22 182V181H21ZM125 182V181H124ZM135 182V181H134ZM260 182V181H259ZM19 183V181H18ZM126 183V182H125ZM23 184V183H22ZM127 184V183H126ZM137 184V183H136ZM140 184V183H138ZM196 185H199V189H201L202 192V197H196L195 195V187ZM24 186V185H23ZM127 186V185H126ZM263 186V185H262ZM21 187V185H20ZM264 187V186H263ZM23 188V187H22ZM22 188H19L21 190L22 193H24L23 195L26 196V198H28V193L27 192H23ZM236 188V189H235ZM116 189V188H114ZM179 189H183V192L179 191ZM197 189V188H196ZM216 189L218 191L217 194L213 195L216 197V202H215V206L214 207H205V199L213 192L212 190ZM263 189V188H262ZM16 190V189H15ZM27 191V190H26ZM42 191V190H41ZM145 191V190H143ZM262 192V190H260ZM257 192V191H256ZM260 192V193H261ZM14 193V191H13ZM20 193V192H19ZM18 193V194H19ZM21 193V194H22ZM136 192H134L135 194ZM253 193V191H252ZM264 193V192H263ZM262 193V194H263ZM138 194V193H137ZM157 194V193H156ZM239 194V193H238ZM258 194V193H257ZM101 195V194H100ZM240 195V194H239ZM36 196V200L37 203L40 205V207L43 205L44 203V194L42 192H37L35 194ZM102 196V195H101ZM129 196V195H128ZM135 196V195H134ZM154 196V195H153ZM183 198H182V197ZM49 197V196H48ZM170 197L174 198V201L171 202L170 201ZM240 197V196H239ZM261 197V195H260ZM14 198V197H13ZM18 198H20L18 196ZM140 198V197H139ZM250 198V196H249ZM254 197H252L253 199ZM263 201L264 202V197L262 196ZM12 200V199H11ZM14 200V199H13ZM237 200V199H236ZM235 200V201H236ZM15 201V200H14ZM46 201H49V199ZM234 201V202H235ZM249 201V200H248ZM252 201V200H251ZM250 201V204H251ZM256 201V200H255ZM259 203L260 200L258 198ZM21 202V201H20ZM238 202L237 204H239V210L235 215V220L238 222L239 224V228L242 232V238H240V243H241V251L242 253L245 255V257L247 256L249 258V248L245 243V235L248 233L249 230V217L251 216L250 212H246L245 208H248L247 205V201H243V200H238L236 201ZM209 203V202H208ZM22 204V203H21ZM54 206L52 209V216L57 220L56 214H57V208L56 206V202L52 203ZM197 205V206H195ZM207 205V204H206ZM262 205V203H261ZM18 206V205H17ZM209 206V204L207 205ZM251 206V205H249ZM263 206V205H262ZM20 207V206H18ZM17 207V208H18ZM13 209V207H11ZM15 208V207H14ZM23 208V207H22ZM59 209V208H58ZM177 209V210H176ZM251 209V208H250ZM18 210V209H17ZM20 210V209H19ZM23 210V209H22ZM47 210V209H46ZM253 209H251V212ZM56 211V212H55ZM175 213V214H174ZM20 214V213H19ZM234 215V214H233ZM232 215V216H233ZM254 215V213H253ZM22 218V217H21ZM48 219V218H47ZM59 219V218H58ZM251 219V218H250ZM23 221V220H22ZM49 221V220H48ZM132 221L136 224V228H134ZM253 221V220H252ZM51 222V221H50ZM22 223V222H21ZM250 223V222H249ZM176 224V223H175ZM235 224V223H234ZM251 224V223H250ZM253 225V224H252ZM177 226V227H178ZM212 226V225H211ZM176 227V228H177ZM61 229V228H60ZM251 229V228H250ZM253 229V228H252ZM28 230V229H27ZM85 230V231H86ZM165 230V229H164ZM213 230V229H212ZM214 231V230H213ZM235 231V230H234ZM32 232V231H31ZM54 232V231H53ZM161 232V231H160ZM215 232V231H214ZM213 232V233H214ZM240 232V233H241ZM251 232V231H250ZM249 232V233H250ZM180 233V232H179ZM197 233V232H196ZM232 233V232H231ZM54 234V233H53ZM202 234V233H201ZM215 234V233H214ZM213 234V235H214ZM100 236V235H99ZM163 236V235H162ZM31 237V236H30ZM33 237V236H32ZM212 237V236H211ZM160 238V237H159ZM170 238V237H169ZM161 239V238H160ZM247 239V238H246ZM172 240V239H171ZM210 240V246L214 248V244L215 241L214 239H209ZM220 240V239H219ZM229 240V239H228ZM32 241V240H31ZM30 241V242H31ZM218 241V240H217ZM224 241V240H223ZM135 242V241H134ZM137 242V241H136ZM170 240H169V245H168V249H167V253L171 255V250L169 251V248L171 246L170 244ZM208 242V241H207ZM225 242V241H224ZM30 244V243H29ZM33 244V242H32ZM31 244V245H32ZM24 245V244H23ZM134 245V244H133ZM165 245V244H164ZM185 245V246H186ZM249 245V244H248ZM12 246V245H11ZM26 246V245H25ZM216 246H218L216 244ZM252 246V245H251ZM9 248V247H8ZM22 248H25L22 246ZM167 248V247H166ZM27 249V247H26ZM166 250V249H165ZM252 250V249H251ZM28 251V250H27ZM178 251V250H177ZM210 252V251H209ZM119 253V254H120ZM124 253V252H123ZM166 253V254H167ZM4 255V259L5 257H11V255L7 252L4 251L3 252ZM260 255V253H259ZM263 255V254H262ZM125 256V255H124ZM210 256V255H208ZM261 256V255H260ZM215 257V256H214ZM263 257V256H262ZM261 257V258H262ZM208 258V257H207ZM213 258V257H212ZM246 259V258H245ZM254 259V258H253ZM263 259V258H262ZM14 260V259H12ZM11 260V261H12ZM243 260V259H242ZM15 261V260H14ZM18 261V260H17ZM57 261V260H56ZM55 261V263H56ZM208 261L211 262V259H209ZM215 261V260H214ZM262 261V260H261ZM13 262V261H12ZM59 262V261H58ZM240 262V261H239ZM18 263V262H17ZM203 263V262H202ZM201 263V264H202ZM62 264V263H61ZM215 264V263H214ZM220 264V263H219ZM243 264V263H242ZM249 264H253L250 263ZM255 264V263H254ZM261 264V263H260Z\"/></svg>",
	"mask_w": 264,
	"mask_h": 264
}]
</instances>
